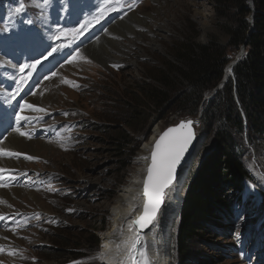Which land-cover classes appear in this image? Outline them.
I'll use <instances>...</instances> for the list:
<instances>
[{"label": "rangeland", "instance_id": "obj_1", "mask_svg": "<svg viewBox=\"0 0 264 264\" xmlns=\"http://www.w3.org/2000/svg\"><path fill=\"white\" fill-rule=\"evenodd\" d=\"M6 1L0 0V6L4 7ZM119 1L125 15L110 25L103 36V39L112 40L108 50L116 59H110L111 62L105 65L90 60L86 50L94 45L91 44L84 48L86 53L79 50L74 61L56 68L57 75L43 80L44 87L38 90L41 104L45 106L32 102L36 108L33 113H53L45 120L47 125L44 129L28 124L34 131L31 139L41 142L43 148L32 151L23 146L20 151L15 150L36 159L29 160L23 155L5 159L15 161L17 167H4L3 182L14 190L7 193L9 202H3L0 197V210H5L0 212L4 217L0 220L2 264H99L101 233L111 225L110 205L119 187L129 178L141 145L150 143L154 137L155 125L158 124L162 131L178 119L192 117L197 120L195 130L201 141L186 179L181 177L178 191L182 199L192 168H198L205 156L216 149L215 128L207 124L204 112L218 90L233 78V73L229 74L227 70L233 62L242 59L243 46L230 49V60L222 79L227 76L226 81L220 87L218 84L216 91L215 88L205 93L196 114H189L190 109L179 114L172 106L170 110L156 113L154 119L149 111L150 116L141 129L132 130L123 122L125 108L122 106L124 94H131L133 86L144 80L147 74L155 73L166 59H173V43L183 36L191 35L197 43H204L210 36H215L221 44L228 43V36L217 26L214 0ZM247 3L251 12L246 19L253 23L256 9L252 0H247ZM72 4V0L66 3L75 14L70 7ZM159 8L157 15L155 9ZM13 11V7L8 5L6 11L4 8L0 12V35L5 33L4 25L8 22L4 16H10ZM132 13L144 19L145 24H129L126 19ZM12 15L20 16V13L13 12ZM78 15L81 22L87 17L83 11ZM147 15L156 18L157 24L165 26V30L158 31L156 26H151ZM20 19L16 17L11 23ZM121 23L132 27L135 35H110V28L120 27ZM23 34L17 31L18 36ZM98 41H95L96 45ZM155 43L158 47L153 48ZM130 50L132 53L127 54ZM137 51L141 52L139 57L134 55ZM131 61L135 64H130ZM241 109L239 107L244 117ZM64 123L73 126L67 129ZM119 131L131 141L122 150L116 148L112 138ZM230 131L238 138L234 129ZM241 136L242 144L236 146L235 152H242V161L251 177V180H245L246 188L240 192L241 199L230 216L219 218V226L201 234V238L191 244L186 257L180 254L175 238L179 221L176 216L181 202L169 228L173 264H264V179H255L258 173L264 177V132L247 130ZM12 176L16 179L12 180ZM1 232H10L14 236L11 237L13 241L10 240V244L3 242ZM96 238L97 243H93Z\"/></svg>", "mask_w": 264, "mask_h": 264}, {"label": "trees", "instance_id": "obj_2", "mask_svg": "<svg viewBox=\"0 0 264 264\" xmlns=\"http://www.w3.org/2000/svg\"><path fill=\"white\" fill-rule=\"evenodd\" d=\"M252 2L256 9L253 23L246 19L251 12L247 0H214L217 26L228 36V43L221 44L215 36L204 43L195 42L191 35L183 36L173 43V59H166L155 73L135 84L131 94L123 95V122L132 130L141 129L149 111L154 119L156 113L172 106L179 114L187 109L196 114L205 93L222 81L230 49L245 48L242 59L232 68L233 78L218 90L204 112L207 124L215 128L216 149L198 168H192L184 187L175 236L183 257L201 234L220 225V217L232 214L245 180H251L242 152H235L242 144V132H264V0ZM112 138L119 150L131 142L120 131Z\"/></svg>", "mask_w": 264, "mask_h": 264}, {"label": "bare ground", "instance_id": "obj_3", "mask_svg": "<svg viewBox=\"0 0 264 264\" xmlns=\"http://www.w3.org/2000/svg\"><path fill=\"white\" fill-rule=\"evenodd\" d=\"M147 1H151V0H147ZM156 1L158 0H155V2ZM155 10L157 11L156 14L158 15L160 8L159 10L158 9ZM123 17L124 16H122L121 18ZM147 17L151 19L152 22L151 26L153 25L156 26V30L158 31L165 30V26L157 24L156 18L151 17V15H147ZM126 21L129 24L134 23V25L135 24L137 25V23L139 24L140 22L144 23V19L143 20L139 19L138 15H136L135 13L129 15ZM107 29L97 38H95L92 42L86 44L84 47L80 49V51L84 53H86L87 51L88 55L91 58L90 60H94L95 62H100L103 65H105V63L107 62H111L110 59H112L113 61L116 59L114 58V55H111L109 53L108 50L110 45L113 43L112 40L103 39V36L106 33ZM127 29H129V32H127ZM109 34L112 36H116V35L126 36L127 34L135 35L132 27H129L123 23L120 24V27L118 26L111 27ZM95 41H98L97 45L95 44ZM91 44L94 45L91 46ZM89 46H91V48L85 51L84 48H87ZM152 47L156 48L158 47V45L155 43L152 45ZM125 48L128 47L125 46ZM130 53H132L131 50L127 54ZM140 53H141L140 51L139 52L137 51L135 52L134 55L139 57ZM90 60L88 61L90 62ZM130 64L134 65L135 63L131 61ZM229 67H232V65ZM227 72H230L229 69L227 70ZM40 87L41 89L42 87H44L42 85V82ZM39 88L35 90L34 92L35 94H32L30 99L40 106H45L41 104L42 98H40L38 95ZM46 94L47 92L45 90L44 96ZM45 124L46 123L40 126H44ZM160 131H161L160 126L158 124L155 125L152 131L154 137H152L150 143L144 142L141 145L140 150L138 151L137 155L134 158V164L130 171L129 178L127 179L125 184L119 187L116 196L112 204L110 205L109 216L111 220L110 222L111 225L107 230L101 233V249L98 252L99 264H121V262L125 259L127 255L126 253V249L128 247L127 241L129 240V237L132 235L133 232H138L139 236L141 237V244L143 245L142 248H140V245H138V248H140L142 252L146 253L145 256H140V255L137 256V258L141 260V264H173L171 251H170L171 235L169 232V228L171 225L170 222L172 221V218L176 216L178 205L182 202V197L179 194L178 188L180 187L181 180L182 179L184 180L187 177L188 171L186 169H181V173L179 174V178L177 179V181L174 182L172 186L165 191L163 204L161 205V207L157 212L154 223L151 224L146 230H138V226L136 225H133L132 231L129 230V224L136 219L137 215L141 211L142 204L145 200V197L142 195L143 181L146 174L147 165L149 163L150 151L152 149L155 139L157 138L156 136L160 134L159 133ZM32 139L25 136L24 137L20 136L16 132H11L4 138L1 145L7 149H13L16 151H20L21 147L23 146H27L32 151H34L36 148H40V147L43 148L42 146L43 144L41 142L36 143L33 142ZM27 142L29 143L27 144ZM6 161L8 162L5 165ZM0 162L4 163V164H0L1 167H5V166L17 167V163L15 161L0 159ZM257 178L261 180L264 179V177L261 176V174L259 173L255 174V179ZM262 187L264 188V181ZM248 188H251V186L248 185ZM13 190L14 187H7L4 189H0V197H2L3 202L10 201V199H8L7 197V193L13 192ZM252 192H254V190H252ZM28 195L32 196L33 198H36L32 193H28ZM2 211L5 212L3 208H1L0 212ZM1 234L3 236V242L10 244L11 243L10 240L13 241L11 237L14 236L10 232H1Z\"/></svg>", "mask_w": 264, "mask_h": 264}, {"label": "snow or ice", "instance_id": "obj_4", "mask_svg": "<svg viewBox=\"0 0 264 264\" xmlns=\"http://www.w3.org/2000/svg\"><path fill=\"white\" fill-rule=\"evenodd\" d=\"M70 2V0H69ZM25 4L23 0H20L19 7L15 9L17 13L21 12L25 9ZM89 24H85L82 27L87 28ZM75 31V30H73ZM64 32H61L60 35H64ZM82 34V33H81ZM55 39H59V36L55 37ZM17 40L21 44H34L36 42V37L25 33L23 35H19ZM61 49L59 47L52 48L51 51L48 52L47 56L43 58L46 60L51 57L54 53L59 52ZM75 57H72L74 59ZM41 64V60L37 59L31 65L25 63L19 66V70L21 73L24 72L25 68L29 66L33 69H36L37 65ZM114 67L118 65H113ZM29 76L32 73H28ZM56 73H52V76H56ZM48 79V77H45ZM22 83H27L26 80H21ZM18 94V93H17ZM35 94V93H33ZM28 108H33L34 106L31 104L26 105ZM23 107V106H22ZM43 111V109H40ZM67 115V113H64ZM27 117L20 116L17 114L16 120L17 123L20 121L27 120ZM192 121L180 122L175 127H169L166 131L159 135V139L155 141L154 147L151 151V164L147 168V178L144 180L143 184V196L145 197V201L143 204V212L137 217L134 221L129 224V230L132 231L133 225L138 226V228H145L148 225H151L155 221V217L157 212L161 206L162 199L166 189H169L174 182V174L176 172L177 166L180 164L191 140H192V129L190 125ZM15 131L19 133L21 136H28L31 138V135L27 132L21 131L20 127H16ZM0 153L8 157H16L24 156V158L32 160L36 159V157L29 156L27 154L16 153V152H4L3 149H0ZM5 171L4 169H0V172ZM15 171V170H13ZM26 175V173H24ZM12 180H15L16 177L12 176ZM0 187H7L5 184H0ZM4 217L0 216V220H3ZM128 247L126 249V257L121 262V264H141V260L137 258L138 255L145 256L146 253L142 252L140 248L143 247L141 244V237L138 232H133L127 241ZM140 245V248H138ZM2 264V262H0Z\"/></svg>", "mask_w": 264, "mask_h": 264}, {"label": "water", "instance_id": "obj_5", "mask_svg": "<svg viewBox=\"0 0 264 264\" xmlns=\"http://www.w3.org/2000/svg\"><path fill=\"white\" fill-rule=\"evenodd\" d=\"M235 63L236 62H233V64H232V67H228V69H229V73H233V70H232V68H233V66L235 65ZM225 80H222L221 82H219V87L226 81V79L227 78H224ZM217 90V88L215 89V91ZM187 122V121H192L193 123L190 125V127H191V129H192V134H193V136H192V140H191V142H190V144H189V146H188V148H187V150H186V152H185V154H184V156H183V158H182V160H181V162H180V164L177 166V169H176V172H175V174H174V182H176L177 181V179L179 178V174L181 173V169H186L188 172H189V169H190V164H191V162H192V160H193V158H194V156H195V153H196V150L198 149V147H199V144H200V141H201V139L199 138V136H198V134L196 133V130H195V124L197 123V120L196 119H194V118H192V117H186V118H182V119H179L176 123H174V124H171V125H168V126H166V127H164L163 128V130L160 132V134H162L164 131H166L169 127H175V126H177L180 122ZM159 134V135H160ZM159 135L157 136V138L155 139V141L157 140V139H159ZM155 141H154V143H153V146H152V148L154 147V144H155ZM151 151H152V149H151ZM151 151H150V154H149V163H148V165H147V168L150 166V164H151ZM186 171V172H187ZM147 178V169H146V174H145V177H144V180ZM173 182V183H174ZM143 184H144V181H143ZM167 190V189H166ZM165 190V191H166ZM165 194V193H164ZM142 195H143V186H142ZM163 200H164V196H163V199H162V203H161V205L163 204ZM145 201V200H144ZM143 204H144V202H143ZM143 204H142V208H141V211L139 212V214L137 215V217H139L141 214H142V212H143ZM161 207V206H160ZM177 216H179V211H178V213H177ZM176 216V217H177ZM136 217V218H137ZM150 225H148L147 227H145V228H138V230H146L148 227H149Z\"/></svg>", "mask_w": 264, "mask_h": 264}]
</instances>
